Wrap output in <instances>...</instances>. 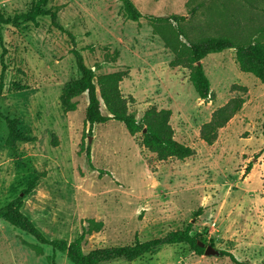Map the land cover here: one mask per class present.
<instances>
[{"label":"rangeland","instance_id":"rangeland-1","mask_svg":"<svg viewBox=\"0 0 264 264\" xmlns=\"http://www.w3.org/2000/svg\"><path fill=\"white\" fill-rule=\"evenodd\" d=\"M38 0H0L5 16L29 12ZM144 18L128 20L120 0H51L68 35L53 28L49 17L36 23L0 26V209L23 198L21 211L48 239L70 242L89 220L103 227L87 235L86 253L164 237L193 225V234L239 262L264 264V83L241 71L236 51L201 61L211 93L200 99L189 80L190 70L172 67L173 53L163 36H175V23L153 26L148 16H185L182 28L197 39L228 36L237 42L259 38L264 27V0H132ZM204 2V3H203ZM203 3L192 14V9ZM72 49L81 51L96 74L129 71L121 84L129 111L141 119L150 107L171 110L175 139L195 151L185 161H159L117 121L85 131L96 170L85 153L78 155L85 129L87 94L78 109L60 105L64 84L80 76ZM119 56L106 62L107 54ZM3 65L1 63L2 56ZM24 88V89H23ZM233 116L209 144L203 132L222 108ZM4 117L19 120V129L37 138L6 146ZM214 133V134H215ZM55 138L57 146H53ZM248 166H251L247 171ZM99 170L107 172L100 175ZM43 175V176H42ZM38 176L29 195L22 191ZM200 212V214H198ZM0 235V264H72L66 254L41 245L8 225ZM2 234V233H1ZM6 235V236H5ZM8 238V239H7ZM18 241L22 244L13 243ZM104 264H235L229 257L198 256L185 244L166 245L132 262Z\"/></svg>","mask_w":264,"mask_h":264},{"label":"trees","instance_id":"trees-1","mask_svg":"<svg viewBox=\"0 0 264 264\" xmlns=\"http://www.w3.org/2000/svg\"><path fill=\"white\" fill-rule=\"evenodd\" d=\"M51 0H38L29 12L16 14L14 16H5L0 12V26H17L21 23H36L40 17H49L51 25L58 31L68 35L74 40V36L61 24L58 11L54 8H47ZM123 5L124 15L128 20L138 22L144 18V15L132 0H120ZM204 3V2H203ZM203 3H199L192 9L195 14ZM148 20L153 26L160 23H175V36H163L166 47L173 53L174 58L171 61L172 67H182L190 70L189 80L193 85L200 99L206 100L211 93L210 81L207 77L201 61L207 56L218 54L229 50L236 51V58L242 72L252 74L264 83V27L251 42H237L228 36H210L197 39L191 37L181 26L186 21L185 16L170 15L168 17L148 16ZM80 76L64 84L60 96V105L65 113L75 112L78 109L77 99L87 94L88 105L85 112V129L82 141L79 145L78 155L85 153L88 165L96 170L92 161V149L85 145V131L88 127L89 134L95 125L106 124L110 121L122 123L131 136L141 134L144 147L155 154L159 161L168 159H177L185 161L195 156V151L175 139L174 129L170 124L172 112L168 109H158L156 107L148 108L141 119H137L129 111L128 99L121 90L122 82L129 77V71H118L107 74H96L98 70L95 66H87L85 59L78 49H72ZM119 56V52H114V56L107 54L106 62L114 63ZM3 57L1 63L3 65ZM199 63V64H198ZM4 65L0 78V99L4 89ZM24 89V88H23ZM232 106L220 109L213 117L207 128H211L212 134L203 132L204 139L213 143L216 138V130L221 128L235 113ZM8 126V138L6 146L14 152L18 144L33 143L37 141L35 136L24 133L19 129V120L4 117ZM146 131V132H144ZM215 133V134H214ZM262 134L264 139V121L262 125ZM53 146H57L55 138L52 141ZM251 166H248L249 171ZM100 175L107 172L99 170ZM43 176V175H42ZM41 176L29 181V185L22 191L23 195H29L36 188ZM23 198L19 197L11 203L0 209V219L7 224L29 234L40 245L31 247L37 255L42 254L41 245L52 247L55 253L66 254L72 264H104L111 261L124 259L132 262L166 245L185 244L198 256H203L205 246H200L199 242L206 243L200 235L193 234V225L188 224L185 228L169 232L161 238L141 242L136 238L135 243L125 246H112L97 248L88 253L84 251V241L87 235L94 231H99L103 227L102 222L89 220V229L83 228L80 236L70 242L61 239H48L42 231L26 216L22 211ZM200 214V212H198ZM222 257H229L235 264H248L239 262L236 257L227 251L221 250Z\"/></svg>","mask_w":264,"mask_h":264},{"label":"water","instance_id":"water-1","mask_svg":"<svg viewBox=\"0 0 264 264\" xmlns=\"http://www.w3.org/2000/svg\"><path fill=\"white\" fill-rule=\"evenodd\" d=\"M144 132H146V131H144ZM200 246L204 247V245H200ZM204 255L205 256H221V250H218L214 246L209 245V246L205 247Z\"/></svg>","mask_w":264,"mask_h":264},{"label":"crops","instance_id":"crops-1","mask_svg":"<svg viewBox=\"0 0 264 264\" xmlns=\"http://www.w3.org/2000/svg\"><path fill=\"white\" fill-rule=\"evenodd\" d=\"M22 144H29V143H22ZM3 221V220H2ZM4 222V221H3ZM9 225V224H8ZM10 230H9V228H8V226H5V225H1L0 224V235H3V233H5L6 235H7V233L9 232ZM2 233V234H1ZM5 235V236H6ZM8 239V238H7ZM13 243H15L16 245L18 244L19 245V248H22L23 246H22V244H20V243H18V241H15V242H13Z\"/></svg>","mask_w":264,"mask_h":264}]
</instances>
